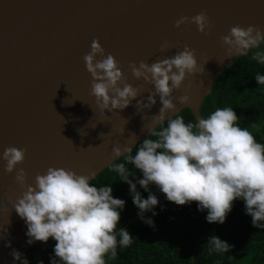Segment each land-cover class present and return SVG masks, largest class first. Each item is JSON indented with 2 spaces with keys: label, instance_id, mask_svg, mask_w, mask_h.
Instances as JSON below:
<instances>
[{
  "label": "water",
  "instance_id": "1",
  "mask_svg": "<svg viewBox=\"0 0 264 264\" xmlns=\"http://www.w3.org/2000/svg\"><path fill=\"white\" fill-rule=\"evenodd\" d=\"M201 12L210 25L206 35L190 22ZM181 17L188 20L176 27ZM249 25L264 32V0H0V155L7 147L25 150L11 173L0 159V264H19L12 251L23 257L37 242H26V225L12 208L27 186H35L37 174L63 168L88 176L90 183L180 111L189 109L197 121L216 80L240 56H226L220 38L233 26ZM93 40L104 53L95 59L111 54L121 71L130 62L169 58L185 46L203 71L186 74L172 92L175 109L160 121L152 118L159 113V97L137 111L136 100L145 101L154 86L130 70L124 83L136 87L138 96L122 110L103 111L90 95L92 77L83 59ZM165 42L172 47L162 49ZM184 94L189 101L178 103ZM113 147L121 152L114 155ZM21 168L23 188L14 180ZM165 201L163 195L152 211Z\"/></svg>",
  "mask_w": 264,
  "mask_h": 264
},
{
  "label": "clouds",
  "instance_id": "2",
  "mask_svg": "<svg viewBox=\"0 0 264 264\" xmlns=\"http://www.w3.org/2000/svg\"><path fill=\"white\" fill-rule=\"evenodd\" d=\"M187 20L181 17L175 26ZM190 22L205 35L210 28L203 12L191 17ZM220 39L222 46H227L226 56L245 55L249 49L264 44V32L251 25L247 28L233 26ZM171 47L167 42L161 45L162 49ZM97 54L103 56V49L93 40L83 59L92 77L90 95L95 97L98 107L109 112L122 110L138 96L136 87L124 83L130 70L134 78H142L154 86L145 101L136 100L139 111L150 108L156 103L155 97H159L161 107L159 113L152 116L154 121L162 120L166 112L175 109L172 92L180 88L186 74L203 71L187 46L151 64L130 62L123 71L111 54L96 60ZM251 59L264 64V51L253 52ZM254 79L257 85H264V75L257 74ZM176 100L185 104L189 96L184 94ZM237 119L229 107L216 108L194 124L185 123L180 116L168 119L166 126L155 133L156 139L146 137L135 154L126 158V162L142 173V178L135 183L129 179L124 163L115 164L113 170L118 173L119 181L128 185V194L144 223L153 226L151 218H145L143 213L152 211L158 203L148 190L152 184L169 202L177 205L197 202L198 210H207L205 219L209 223H223L233 200L241 199L252 226L264 227L258 223L264 222V144L257 142L247 128L239 127ZM112 151L114 155L121 152L118 147H113ZM24 156L22 148H5L0 155L5 162L4 171L11 173L23 162ZM14 180L25 187L22 168L16 169ZM136 184L148 192L146 199L136 190ZM34 185L26 187L12 208L26 225L29 245L35 241L47 242L49 238L55 241L52 251L58 259L50 257L49 264H106L105 256L114 257L117 244L121 248L130 244L131 236L126 229L114 231L125 201L111 195L110 185L98 188L89 183L88 176L52 167L43 175L37 174ZM155 214L152 211V215ZM207 243L211 245L209 251L224 252L230 248L217 236L210 237ZM11 255L14 262L28 264L16 250Z\"/></svg>",
  "mask_w": 264,
  "mask_h": 264
},
{
  "label": "trees",
  "instance_id": "3",
  "mask_svg": "<svg viewBox=\"0 0 264 264\" xmlns=\"http://www.w3.org/2000/svg\"><path fill=\"white\" fill-rule=\"evenodd\" d=\"M255 51H264V44L233 59L232 65L223 70L211 94L203 101L200 113L206 117L216 108H232L238 117V126L247 128L257 142L264 144V85H257L254 79L257 74L264 75V64L251 59ZM177 116L182 117L185 123L196 122L189 109L180 111L171 119ZM167 121L147 138L156 139L155 133L165 127ZM139 144L90 182L98 188L110 185L111 195L125 201L114 231L118 233L119 228L126 229L131 242L124 248L117 244L116 255L111 258L105 256L106 264H192L194 246L206 224L194 252V264H264V227L252 226L251 217L245 214L241 199L233 200L223 223L207 222V210H198L195 201L177 205L166 200L162 207L154 210L155 215L151 212L145 216L151 218L153 226L140 219L124 228L129 220L138 216L137 208L128 194V185L119 181L120 177L113 168L115 164L124 163L133 183L142 178V173L130 162H126L128 156L135 154ZM136 190L141 197L147 198L148 192L139 184H136ZM148 190L156 196L157 201L164 195L152 184H149ZM213 236L227 242L229 250L209 251L211 245L207 241ZM54 244L51 238L47 242L37 241L23 258L27 259L28 264H38L37 260L49 264L50 257L58 259L52 251Z\"/></svg>",
  "mask_w": 264,
  "mask_h": 264
},
{
  "label": "flooded vegetation",
  "instance_id": "4",
  "mask_svg": "<svg viewBox=\"0 0 264 264\" xmlns=\"http://www.w3.org/2000/svg\"><path fill=\"white\" fill-rule=\"evenodd\" d=\"M37 261H39V260H37ZM45 261H43V263H44Z\"/></svg>",
  "mask_w": 264,
  "mask_h": 264
}]
</instances>
